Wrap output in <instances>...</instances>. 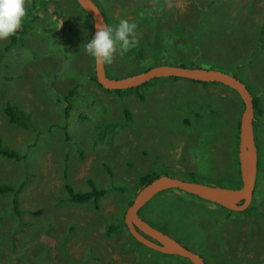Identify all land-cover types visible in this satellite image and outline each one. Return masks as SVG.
Masks as SVG:
<instances>
[{"label": "rangeland", "instance_id": "rangeland-1", "mask_svg": "<svg viewBox=\"0 0 264 264\" xmlns=\"http://www.w3.org/2000/svg\"><path fill=\"white\" fill-rule=\"evenodd\" d=\"M159 1L158 15L174 10L166 19L151 15L159 19L152 25L139 7L127 9L143 2L147 14H156L155 0H99L109 7V26L121 19L137 26V45L123 54L117 48L107 74L120 78L193 58L237 76L263 106L256 128L259 167L245 210L229 211L170 187L140 212L207 264H264V36L253 34L264 23V0H219L212 10L205 0ZM25 7L31 9L32 0ZM32 10L18 44L9 47L11 36L0 40V136L20 155H0V183L22 187L19 211L14 192H0V264H191L137 240L125 221L128 202L138 192V175L153 167L208 185L242 186L241 97L221 82L173 76L108 91L93 77L86 51L92 20L79 2L40 0ZM182 23L186 28L177 32ZM157 29L166 39L161 48L149 45ZM72 87L75 95H69ZM6 100L31 114L30 127L9 120ZM92 182L108 191L98 205L69 199L66 184L86 191ZM115 223L121 228L109 234Z\"/></svg>", "mask_w": 264, "mask_h": 264}, {"label": "water", "instance_id": "water-1", "mask_svg": "<svg viewBox=\"0 0 264 264\" xmlns=\"http://www.w3.org/2000/svg\"><path fill=\"white\" fill-rule=\"evenodd\" d=\"M96 24H106L107 20L94 0H77ZM96 78L109 90L126 89L144 84L155 77L179 76L197 81L221 82L237 91L243 101L240 118L239 159L243 184L238 188L213 186L168 174L160 175L144 185L126 209L125 220L132 235L143 244L158 251L181 255L193 264H207L200 254L191 250L173 236L156 228L140 215V210L158 192L173 187L192 192L199 197L221 204L234 210L246 209L252 202L258 170V151L254 133V97L248 86L237 76L220 69L159 64L135 74L120 78L110 77L106 66L95 63Z\"/></svg>", "mask_w": 264, "mask_h": 264}, {"label": "trees", "instance_id": "trees-1", "mask_svg": "<svg viewBox=\"0 0 264 264\" xmlns=\"http://www.w3.org/2000/svg\"><path fill=\"white\" fill-rule=\"evenodd\" d=\"M39 1L40 0H32V8L26 10V15H25V17H24V19L22 21V24H21L20 28L15 32V34H13L11 36V39L12 40H11V45L9 47L18 44L19 41L22 39V35L27 31V29L29 27V25H28L29 22L25 18H26L27 15L30 16V14L33 12L32 9L37 6V4H38ZM94 1L97 3V5L99 6V8L104 13V15L106 17V20H107V23L109 25L110 24V20H111L110 17H109V15H108V13H107L109 7L108 6L106 7L105 4L102 3V2L100 3L99 0L98 1L97 0H94ZM217 1H219V0H205V2H206L205 5L207 7H209V8H211V10H212L213 8H217V6L215 5V3ZM155 2H156L154 4L155 6H150V7H151V9L153 11L156 12V14H153V13L150 14V15H149V13L147 14L146 11L144 10V8L146 7V5L148 3L143 4V2H138L135 5H130V7L127 9V11H129V9L135 11L136 8L139 7V10H136V12L139 14V16L141 18H144L145 24L155 25V24H158L159 23V19L170 18L171 12L174 10V8L173 7L169 8V9L165 8L166 10H169V12H166V10H165L163 12V14L160 16V15H158V12H159L160 9H163L164 8V6H163L164 5L163 4L164 2L159 1V0H155ZM203 14H204V12H203ZM151 15L152 16H156L159 19H153L151 17ZM201 20L204 21V17H202ZM91 26L93 27V22H91ZM185 28H186V24L185 23H182L180 26H178L177 32H183V30ZM201 28H202V25H201ZM201 28L199 27V30L196 31L197 34L201 32ZM262 28L264 29V23L262 24ZM262 28H261V31H259L257 29L253 34L261 35L263 37L264 36V31H263ZM192 36L195 37L197 35H192ZM165 40H166L165 37L163 35L161 36V34L159 33V31L157 29L156 30V33L154 34L153 41L152 42H149V45L150 46L153 45L154 46L153 48H156L157 46L159 48H161V46H164L166 44ZM159 56H160V52H158V54L156 55V58L159 57ZM1 57H2V55H0V59H1ZM192 59L193 58H189V59H186L185 58V59L182 60V62L180 63V65H182V66H190V63H192L191 66L202 67V66H199L198 64H196V61L197 60H194V59L192 60ZM94 64H95V61H94ZM151 66H153V65H151ZM94 71H95V68H94ZM93 77H94V80L99 85L102 86V84L99 83L98 80H97V78H96V73H95V75ZM173 77H179V76H173ZM149 81H147L144 84H141L139 86L131 87V89L133 90V89L140 88L141 86L147 84ZM195 81H197V80H195ZM200 82H202L205 85L206 84H209V82H205V81H200ZM106 90L111 91L109 89H106ZM114 91H123V89H116ZM235 92H237V91L235 90ZM75 94H76V88L71 89L70 92H69V95H75ZM141 98H144V97H141ZM254 104H255L254 127L255 126L258 127V125H260L261 122H262V119H261L260 116H261L262 111H263V106H262L261 99L257 95L254 96ZM124 109H125L126 115L129 116L130 115L129 109H127V108H124ZM4 110H5L6 114L8 115L9 120L11 122H13L14 124L20 125V126H23V127H30V125H31L30 124L31 123L30 122L31 114L29 112H26L24 109L18 107V105L15 102H13L12 100H6V104L4 106ZM241 112H242V109L239 111V115H240ZM263 123H264V121H263ZM238 127L240 128V121H238ZM0 155L1 156H5V157L20 158L19 152L16 151L14 148L6 145L4 139L1 136H0ZM169 166H170L169 164L166 165V168L168 169V171H169ZM258 167H259V164H258ZM165 172H166V170L165 169H162V168H158V167L150 168V170L144 171V172H142V173H140L138 175L137 182H136V185L135 186L137 187V189L139 191L144 185L148 184L154 178H156V177H158L160 175H163ZM195 172H196L195 169H188L187 170V173L188 174H191V175H194ZM91 184H92L91 189L86 190V191L75 190L71 184H66V189H67V191L69 193V199L72 200V201H74V202H88V201L92 200V201H95V203L98 205V202H99L100 198L105 197L107 195V192L108 191L105 188H98V187H96L93 182ZM21 188H22L21 186L15 187V186H13L11 184H2V183H0V192H9V191L14 192L13 204H14V207L18 211H19L18 194L21 191ZM132 201H133V198L128 202V205L130 203H132ZM218 205H220V204H218ZM220 206H222V205H220ZM228 209H229V211H233L230 208H228ZM140 215L145 220H147V218L144 215H142V212H140ZM147 221L150 224L152 223L149 220H147ZM120 228H121V225L118 224V223L111 224L109 226L108 233L110 234L111 232H113L115 230H118ZM190 262H191V264H193L192 261H190Z\"/></svg>", "mask_w": 264, "mask_h": 264}, {"label": "clouds", "instance_id": "clouds-1", "mask_svg": "<svg viewBox=\"0 0 264 264\" xmlns=\"http://www.w3.org/2000/svg\"><path fill=\"white\" fill-rule=\"evenodd\" d=\"M26 15L25 0H0V40L15 34ZM96 32L88 40L86 51L97 65L111 63L113 54L127 52L138 43L136 24L121 19L113 28L106 24H96Z\"/></svg>", "mask_w": 264, "mask_h": 264}, {"label": "flooded vegetation", "instance_id": "flooded-vegetation-1", "mask_svg": "<svg viewBox=\"0 0 264 264\" xmlns=\"http://www.w3.org/2000/svg\"><path fill=\"white\" fill-rule=\"evenodd\" d=\"M253 94V93H252ZM253 97H254V95H253ZM254 106H255V104H254ZM254 119H255V109H254ZM256 126L254 127V133H255V139H256V143H257V137H256ZM257 173H258V170H257ZM203 199V198H202ZM252 203V202H251ZM221 205V204H220ZM223 206V205H222ZM225 207V206H224ZM227 208V207H226ZM232 210H234V209H232ZM244 210V209H243ZM237 211H242V210H237ZM126 221V220H125ZM127 224V223H126ZM127 226H128V224H127ZM128 228H129V226H128ZM130 229V228H129ZM177 240H179L178 238H176ZM180 241V240H179ZM181 242V241H180ZM160 252H162V251H160ZM163 253H166V252H163ZM168 254H173V253H168Z\"/></svg>", "mask_w": 264, "mask_h": 264}]
</instances>
